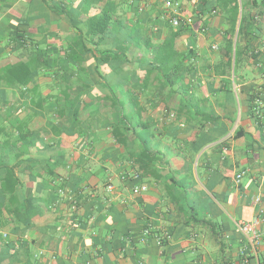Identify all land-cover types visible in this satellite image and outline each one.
Listing matches in <instances>:
<instances>
[{"label": "crops", "instance_id": "0c3cea01", "mask_svg": "<svg viewBox=\"0 0 264 264\" xmlns=\"http://www.w3.org/2000/svg\"><path fill=\"white\" fill-rule=\"evenodd\" d=\"M173 1L181 4L183 18H193L192 26L173 28L163 0H0V68L25 58L12 51L7 36L27 18L30 34L42 44L47 40L51 50L71 43L78 34L75 23L84 31L85 17L105 9L116 18L113 38L134 46L131 60L147 53L152 61L145 46L155 53L165 42V77L155 80L161 84L122 88L114 77L113 94L68 91L77 105L96 98L86 112L110 108L107 98L119 97L124 109L105 111L132 113L135 129L127 147H118L103 113L90 122L83 149L65 141L69 151L61 159L83 162L72 175L83 189L78 200L88 201H79L76 221L65 203L49 213L34 210V225L22 238L31 243L33 264H264V0ZM78 78L99 82L91 68L66 76ZM49 81L41 79L45 96L59 92ZM8 94L18 113L26 109L28 100L15 90ZM55 107L53 101L47 105ZM68 107L72 115L77 106ZM33 128L49 132L43 113H36ZM143 150L159 153L146 173L137 163ZM141 185L147 192L134 195ZM257 218L254 234L239 229ZM164 234L169 238L160 247L157 239ZM26 252L21 250L16 264H30Z\"/></svg>", "mask_w": 264, "mask_h": 264}, {"label": "trees", "instance_id": "16d2710c", "mask_svg": "<svg viewBox=\"0 0 264 264\" xmlns=\"http://www.w3.org/2000/svg\"><path fill=\"white\" fill-rule=\"evenodd\" d=\"M208 2L209 0H204L202 3ZM221 3L217 0V5ZM210 10L216 11V6ZM79 17L76 20L79 21ZM115 21V16L108 9L103 10L99 16H86L82 22L85 30L75 23L78 34L65 48L57 50H51L47 40L42 44L43 39L30 34L28 18L24 23L16 25L15 31L7 36L12 51L24 52L25 58L23 56L0 68V264H16L21 250L27 251V261L30 264L37 261L31 252V243L22 240L34 225L32 216L36 208L41 207L49 213L48 211L65 203L73 213V220H77L81 200L77 197L83 189L79 188V177L73 176L72 173L83 162L61 159V154L69 151L65 141L77 143L79 148L83 149L84 137L90 132V122L93 117L102 116L104 113L103 120L107 123L105 128L110 130L109 135L117 142V146L126 148L128 145V134L133 127L135 116L123 110L105 111L110 108L114 110L117 105L124 109L119 97L111 95L112 98H104L110 108L105 106L100 111L94 109L86 112L88 103H97L96 98L90 96L87 103L77 105L76 97L70 96L68 91L81 87L98 88L113 94L114 77H120L119 86L122 88L139 85L143 89L151 87L154 82L161 84L155 80L158 76L165 77V42L155 53L145 46V51H150L153 56L152 61L147 59L145 52L138 62L135 58L131 60L129 55L134 47L132 43L113 38ZM183 28L184 26H181L179 29ZM104 45L111 47L103 49ZM226 50L230 52L229 48ZM142 67H145L144 73H140ZM90 68L99 78L96 86H93L88 78L72 81L66 79L69 73L81 75L89 72ZM42 78H49L48 87L59 92L45 96L41 91ZM11 90L17 91L20 97L28 100L26 109L20 108V113L8 100V92ZM51 101L56 107L48 109L47 105ZM66 105L72 109L77 106L72 115L69 107L65 108ZM4 108L8 109L3 112ZM38 112L45 115L50 126L49 132L42 130L38 133L33 128V119ZM118 115L120 117L117 121L115 117ZM68 119L71 122L66 126L64 124ZM56 121L63 123L58 126ZM115 121L117 125L113 124ZM84 122H89L87 129H84ZM138 125L141 129L148 127L144 123ZM134 129L133 127L132 131ZM52 136L59 140L52 141ZM37 149L40 151L35 157L33 154ZM158 156L159 153L143 150L137 160L138 169L148 172L150 163L158 160ZM60 170H63V174H59ZM68 190L72 192L69 199L62 195ZM41 199L43 205L39 204ZM81 201L86 203L88 200Z\"/></svg>", "mask_w": 264, "mask_h": 264}, {"label": "built area", "instance_id": "2783aa9c", "mask_svg": "<svg viewBox=\"0 0 264 264\" xmlns=\"http://www.w3.org/2000/svg\"><path fill=\"white\" fill-rule=\"evenodd\" d=\"M164 8L170 12V24L173 28L179 29L181 26L188 27L192 26L194 24L193 18H183L181 10L182 6L179 2H175L173 0H163ZM170 118H173V114H169ZM227 150V149H225ZM244 175V173H241L237 176V180L241 179V177ZM136 178H139V175L136 176ZM111 187H109V190L111 191ZM148 187L146 185H141L138 187H135L133 189L134 195H140L142 193L147 192ZM66 192L62 193L64 195ZM68 194H70L68 192ZM261 214H264V211L261 212ZM261 224V220L259 218L255 219L252 223H241L239 224V229L245 234L249 233H255L254 228ZM169 236L162 235L161 237H158L157 244L158 246L162 247L164 245V242L166 239H168Z\"/></svg>", "mask_w": 264, "mask_h": 264}]
</instances>
